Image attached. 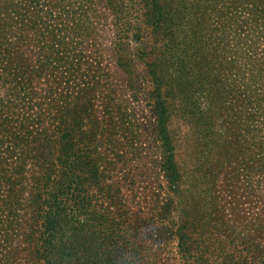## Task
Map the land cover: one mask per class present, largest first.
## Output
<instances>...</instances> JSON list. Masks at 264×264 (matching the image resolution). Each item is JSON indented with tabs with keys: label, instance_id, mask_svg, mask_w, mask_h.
<instances>
[{
	"label": "trees",
	"instance_id": "obj_1",
	"mask_svg": "<svg viewBox=\"0 0 264 264\" xmlns=\"http://www.w3.org/2000/svg\"><path fill=\"white\" fill-rule=\"evenodd\" d=\"M106 1L117 33L132 31L129 40L137 42L145 30L125 13L141 10L144 23L166 41L150 63L149 99L159 168L171 193L182 198L191 191L183 188L185 172L170 131L178 103L187 119L203 122L217 136L209 149L215 156L206 169L207 185L221 200L226 188L242 190L251 203L248 225L256 229L243 237L231 229L226 238L249 243L246 254H226L223 264H264V246L254 243L264 239V35L260 43L252 40L248 23L264 30V2L144 0L137 9L128 6L130 0ZM87 2L93 3L0 0V232L8 241L18 237L21 248L4 250L2 264H157L146 247L127 244V232L110 218L112 193L120 188L102 164L104 147L118 140L130 112L125 94L135 93V85L131 60L120 51L115 58L127 89L100 68H83L79 39L95 28ZM211 10L222 29L210 50L191 26L199 27L195 12L204 18ZM237 174L244 175V185H236ZM195 212L186 215L187 223ZM171 233L179 264L204 258L202 250L194 254L186 230ZM17 250L23 263L14 257Z\"/></svg>",
	"mask_w": 264,
	"mask_h": 264
},
{
	"label": "rangeland",
	"instance_id": "obj_2",
	"mask_svg": "<svg viewBox=\"0 0 264 264\" xmlns=\"http://www.w3.org/2000/svg\"><path fill=\"white\" fill-rule=\"evenodd\" d=\"M196 1L198 0H183L188 5ZM247 1L254 5L253 0ZM92 2L85 4L89 11L88 18L92 20L95 28L91 32H86L82 36L83 39H79L81 41L78 45L79 51L83 53L80 56L83 68H100L106 74L112 75L114 83L120 89H127V77L119 69L115 58V54L120 51L123 57L131 60L132 80L135 85V93L125 94L129 100L130 112L123 119V123H120L122 127L117 131L118 140L114 141L113 145L104 147L105 160L102 164L108 166L105 168L110 170V176L115 179L117 184L115 188H120V194L112 193L115 198L111 203L114 212L110 218L121 223L120 228L127 232V244H140L146 247L157 260V264L180 263L177 243L171 233V230L178 228H183L188 233L195 255L196 249L203 251L204 258L199 259L196 264H203L205 260H207L205 264H223L226 261L224 260L226 254L228 256L246 254L249 243L246 244L245 241L233 243L226 238L229 237L231 229L241 231L242 237L256 229H251L248 225L250 220L253 221L249 216L251 203L242 190L233 194L226 188L220 191L224 196V200H221L216 197L219 193L213 192L212 187L207 185L206 169L214 163L215 156L211 152L209 154V149L212 147V140L217 136L211 129H203L205 127L203 122L200 124L197 120L187 119L179 109L178 103L174 106L177 110L171 117L170 131L176 146L177 161L185 172L183 188L191 190L188 192L190 196H186L187 191L182 192V198L171 193L169 184L160 171L161 152L154 134V111L149 99V91L153 85L149 70L150 63L155 61L166 41L144 23L143 11L140 10L133 15L134 12L130 11V14L127 9L125 13L127 20L131 21L134 27L141 24L145 30L143 34L141 33V38H137V42L130 41L132 31L122 29L121 34L117 33L114 26L115 16L109 11L107 1ZM143 4L144 0H130L128 6L134 5L139 9ZM257 5L259 3H255L254 6ZM217 14L216 10H211L202 18V14L195 12L199 27L192 22L191 29H198L195 35L204 42L206 49L215 48L221 35L222 20ZM248 21L252 40H258L260 43L263 41L260 36L264 35V30L256 28L252 20ZM60 83L62 90L65 85L62 84V80ZM132 94L134 97L131 99ZM199 104L201 105L200 101ZM96 107L102 116L103 108L100 105ZM240 173L244 174L242 170ZM241 174L236 176V185L245 184L244 175ZM228 182L227 179L225 184ZM219 207H222V211ZM193 209L196 210V219L187 223L186 215ZM173 224H177L178 228H170ZM19 232L22 233V229H19ZM263 240H256L254 243L264 246ZM18 244V237L13 236L8 241L3 232H0V264L4 250L12 248L14 250ZM14 257L23 263V254L18 253V250L15 251Z\"/></svg>",
	"mask_w": 264,
	"mask_h": 264
}]
</instances>
